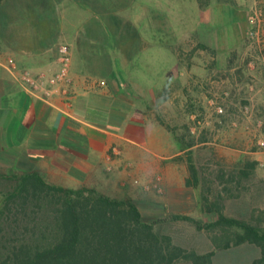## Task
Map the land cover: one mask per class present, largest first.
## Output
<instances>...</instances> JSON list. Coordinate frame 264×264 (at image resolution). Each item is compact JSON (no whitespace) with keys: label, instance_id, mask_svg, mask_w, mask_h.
<instances>
[{"label":"rangeland","instance_id":"rangeland-1","mask_svg":"<svg viewBox=\"0 0 264 264\" xmlns=\"http://www.w3.org/2000/svg\"><path fill=\"white\" fill-rule=\"evenodd\" d=\"M124 1L118 16L129 20V34L135 32L130 70L117 71L129 91L124 95L132 104L144 105L151 120L168 132V140L159 138L160 146L181 151L176 136L192 146L172 159L181 168L168 170L170 190L163 185V165L139 188L96 189L133 200L147 220H166L157 231L186 250L214 252L213 264H251L259 256L254 245L223 250L218 247L223 231L199 230L172 218L187 216L206 225L216 219L208 207L219 203L225 216L259 218L264 226V159L245 178L244 163L252 158L240 153L253 148L264 152V83L256 80L257 75L264 78V0ZM211 58L214 68L208 67ZM212 99L222 113L214 111ZM194 100L197 107L191 106ZM123 133L132 137L131 146L142 144ZM189 159L196 177L188 169Z\"/></svg>","mask_w":264,"mask_h":264},{"label":"crops","instance_id":"crops-1","mask_svg":"<svg viewBox=\"0 0 264 264\" xmlns=\"http://www.w3.org/2000/svg\"><path fill=\"white\" fill-rule=\"evenodd\" d=\"M124 3L0 0V173L33 172L68 189L119 191L139 188L163 165V185L170 190L168 170L181 168L172 159L182 152L160 146L159 138L168 140V132L151 120L144 105L126 98L127 86L117 73L118 68L130 70L134 50L135 32L129 34V20L118 16ZM59 43L68 45L72 54L77 95L71 105L60 96L46 101L33 95L17 77L23 70L54 73ZM10 58L16 72L9 67ZM210 61L208 67L214 68L215 60ZM256 80L264 83L261 75ZM124 131L142 144L133 147ZM113 146L120 155L109 160ZM240 153L256 165L264 159L259 148Z\"/></svg>","mask_w":264,"mask_h":264},{"label":"trees","instance_id":"trees-1","mask_svg":"<svg viewBox=\"0 0 264 264\" xmlns=\"http://www.w3.org/2000/svg\"><path fill=\"white\" fill-rule=\"evenodd\" d=\"M181 151L185 144L176 136ZM189 145V146H188ZM247 178L256 162L245 161ZM188 169L196 177L189 159ZM191 180L186 181L191 186ZM216 219L206 225L187 216L173 220L193 223L199 230L225 233L226 250L251 244L264 264V226L259 218L242 220L223 214L213 203ZM166 220H147L131 199H118L94 188L68 189L48 183L37 173H0V264H213L214 252L199 254L173 243L156 230Z\"/></svg>","mask_w":264,"mask_h":264},{"label":"built area","instance_id":"built-area-1","mask_svg":"<svg viewBox=\"0 0 264 264\" xmlns=\"http://www.w3.org/2000/svg\"><path fill=\"white\" fill-rule=\"evenodd\" d=\"M57 57L55 64L57 69L54 73L48 75L44 71L32 72L31 70H23L18 73V80L26 86V88L35 96L50 100L54 96H60L64 101L71 105L74 97L77 95L74 80L71 76L72 54L68 45L57 44ZM9 67L16 72L15 62L13 59L8 61ZM210 105L217 113H222L223 108L217 104L216 100H211ZM120 155V151L113 146L109 152V160ZM156 186V185H155Z\"/></svg>","mask_w":264,"mask_h":264}]
</instances>
